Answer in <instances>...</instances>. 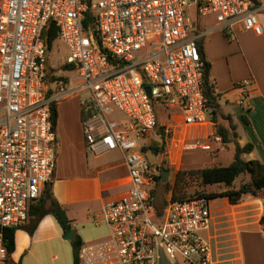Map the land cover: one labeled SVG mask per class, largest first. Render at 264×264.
<instances>
[{"label": "built area", "instance_id": "built-area-1", "mask_svg": "<svg viewBox=\"0 0 264 264\" xmlns=\"http://www.w3.org/2000/svg\"><path fill=\"white\" fill-rule=\"evenodd\" d=\"M192 6L197 16H213L228 34L238 29L263 34L258 13L264 0H0V261L8 258L3 230L26 225L56 168L48 86H56L57 98L79 90L70 81L47 83L42 32L53 22L69 53L66 63L77 67L81 87L91 92L82 102L83 113L96 118L91 124L84 120L87 147L121 149L130 183L122 198L104 205L108 236L84 244L80 264H160L161 250L167 260L212 264L203 236L210 228L209 200L170 197L158 208L152 188L160 172L136 145L158 128L154 102L177 108L188 127L206 120ZM87 12L92 24L86 29ZM250 84L238 86L240 104ZM114 109L125 121L107 116Z\"/></svg>", "mask_w": 264, "mask_h": 264}, {"label": "crops", "instance_id": "crops-1", "mask_svg": "<svg viewBox=\"0 0 264 264\" xmlns=\"http://www.w3.org/2000/svg\"><path fill=\"white\" fill-rule=\"evenodd\" d=\"M261 13L264 14V11L258 14ZM191 22L197 43L202 46L206 60L210 64L219 120L230 130L233 140L228 144L221 143L210 118L206 117L205 122L188 127L183 124L182 115L177 108L163 109L167 111L166 118L176 122L179 136H183L176 141L177 147L181 148L187 143L194 144L195 147L192 149L200 153L199 157H194V164L204 168L214 163L220 164L215 158H218L221 151L232 150L234 159L236 144L244 146L250 143L253 150L249 154H244L243 159L256 160L264 164V20H260L262 35L239 29L228 34L224 29L217 28L213 16L201 17L194 13ZM64 73L67 81L79 90L74 95L57 98L56 86L53 84L48 86L47 95L49 92L51 94L47 97L55 103L58 118L55 127L56 168L46 185L51 187L54 198L72 221L75 236L77 235L83 242L76 226L89 221L99 226L104 222L102 219L104 205L122 198L130 183L124 152L121 149L108 150L100 145L94 150L88 149L82 119L83 101L79 97L86 89L81 87V81L72 84L69 74L72 73L78 78L75 71ZM246 80L251 84L244 103L240 104L241 89H238V86ZM114 111L107 116L113 120L125 121L114 119L112 117ZM88 120L91 124L96 118L90 116ZM152 138L155 140L154 144L162 140L159 121L155 131L136 140L138 149H143ZM192 138L195 140L191 142L189 139ZM139 140L144 141L143 145L138 144ZM218 143L221 146L214 151L213 144ZM239 185L240 181H236L232 187L223 184L216 186H219L220 192L237 188ZM152 189L156 205L157 184ZM170 197L171 194H168L167 199ZM209 211L210 228L203 232V236L210 244L212 264H264V229L260 224L264 214V202L260 197L245 195L237 204H231L225 196L216 197L209 201ZM49 218L51 217L46 216L41 220L33 235L27 233L29 239L25 242H21L15 232V251L20 249L24 252V256L18 260L21 264H24L25 255L33 256V264H45L46 258L53 262L57 260L58 264H67L66 243L71 244L72 240H65L64 233L56 221L57 227L53 221L48 220ZM13 253L9 259L7 258L9 262H12ZM62 256L64 260L59 261ZM0 264L6 262L0 261Z\"/></svg>", "mask_w": 264, "mask_h": 264}, {"label": "trees", "instance_id": "trees-1", "mask_svg": "<svg viewBox=\"0 0 264 264\" xmlns=\"http://www.w3.org/2000/svg\"><path fill=\"white\" fill-rule=\"evenodd\" d=\"M256 4L252 5V8H255ZM84 24L86 29L92 24V16L90 12L86 13ZM42 37L45 40L48 55L51 52L53 44L58 40V28L53 22H49L47 27L42 32ZM198 51L200 58L204 64L202 72V88L203 95L205 99V106L207 108V114L210 120L214 123L215 134L220 139L221 143L228 144L232 142L230 136V130L227 129L219 120L218 112V102L217 96L215 93L214 82L211 79L210 75V64L206 60L205 52L202 46L197 43ZM61 71L63 72H76L77 67L73 64L65 63L61 66ZM56 70L52 69L50 65L48 66V79L47 83H52L55 81L67 82L66 77H54L52 74ZM51 92L48 93V97ZM51 110V120L55 130L57 124V110L56 105L52 101L50 102ZM90 114H82V119L87 120L90 118ZM162 136L161 145L155 144L150 147H143L145 153L152 152L153 154L165 153L166 144L168 142V135L164 132V127L159 129ZM253 150V145L248 143L244 146L236 144L235 146V155L233 161L227 166H213V167H204L200 169H195L189 171L192 175H197L201 183L204 186L212 185H221L223 184L226 187H232L237 180H240V185L236 188H231L225 191L214 192V193H205L201 192L197 195H187L184 189L181 187V180H183L184 171L177 173V179L173 186L167 187L168 192L171 194L172 201H185L193 199L196 197H205L209 201L216 197H227L231 204H237L245 195H251L255 197H260L264 202V164L256 160H244L243 155L249 154ZM163 172V171H162ZM162 172L159 173L156 178L157 183L162 182ZM241 176H243L241 179ZM166 185H168L166 183ZM46 216H51L54 218L58 226L61 228L62 232L65 234L73 230L72 221L68 218L64 208L58 203L54 198L53 192L49 185H45L40 199L34 205L31 206L29 210L28 220L26 225L20 228L14 229H4V245L8 251V259L11 254L15 251V232L19 229L26 231L29 235H33L36 228L43 218ZM260 224L264 229V214L260 219ZM83 242L76 235L75 238L71 241L72 251H73V264H80L79 252L83 246ZM6 260V264H9V260ZM12 264H21V261Z\"/></svg>", "mask_w": 264, "mask_h": 264}, {"label": "rangeland", "instance_id": "rangeland-1", "mask_svg": "<svg viewBox=\"0 0 264 264\" xmlns=\"http://www.w3.org/2000/svg\"><path fill=\"white\" fill-rule=\"evenodd\" d=\"M94 2H97L99 0H93ZM189 17L192 20L194 18V7L189 8ZM259 20H264V14H258ZM67 61H69V53L68 50L65 46V44L60 41L56 40L53 44V47L51 49V52L49 54V65L52 69L56 70L52 74L54 77H64L65 73L61 71V66H63ZM69 76L72 78V84H77L80 82L78 78H76L72 73L69 74ZM80 99L82 101H85L91 97V92L89 90H84L83 92L80 93L79 95ZM155 110L157 112V117L159 121V129L161 126H166L167 132H168V142L166 144V151L165 153H159V154H153L152 152H147L146 157L147 160L150 164L156 165L158 167L159 172L162 171H167V180L165 183L161 182L160 184L157 183V189L155 196L156 197V206L158 208H163L165 205V202H167V196L170 194L167 190V187H171L175 184L176 179H177V173L184 171L183 175V180H181V187L184 189L185 193L187 195H197L198 193L205 192V193H214L218 192L219 186H204L201 183L200 178L197 175H192L189 173V171L195 170V169H200V165H195L194 164V157H199L200 153L196 152L195 149H183L182 146L181 148L177 147L176 141L178 138L183 137L179 136V131H178V126L174 120H168L166 118V110H163L157 104L156 102L153 103ZM113 113V118L114 119H126L125 115L120 112L117 109H114ZM164 117V119H163ZM207 118H209L208 115H206ZM165 124V125H164ZM161 134V132L159 131ZM188 136V134H187ZM162 138V136H161ZM152 138L151 142H149L147 145L144 147H150L154 144ZM191 142L192 140H195L194 138L189 139ZM159 141V140H157ZM144 141L139 140L138 144L141 146L143 145ZM162 140L157 142L158 145H161ZM184 144V143H183ZM182 144V145H183ZM188 144V143H187ZM191 144V143H190ZM194 145V144H191ZM221 144L218 143L213 144V150L215 151L216 148H220ZM231 146L229 145V149ZM232 150L229 152H223L221 151L218 158L216 159V162H220L222 165H228L232 162L233 157ZM181 163V165H180ZM219 163H214V165H208L206 167H212V166H219ZM202 166V165H201ZM243 176H241L238 179H241ZM240 180H237L239 182ZM166 183L168 185H166ZM51 217V216H50ZM48 220L53 221L54 225L57 224L55 223V220L53 217L49 218ZM47 220V221H48ZM77 230L79 233H81L82 240L84 243L88 242H95L102 240L108 236V228L105 224V222H101L99 226H96L94 222H85L83 225L79 224L76 226ZM26 231L19 229L16 231L17 238L21 242H25L29 239V236ZM67 247V264H73V251H72V246L70 242L66 243ZM24 256V252L20 249H16V251L12 255V262H17L20 258ZM169 258V257H168ZM64 260V256L60 258L59 261ZM34 258L33 256H27L25 255L24 259V264H33ZM170 264H191L188 261H184L180 257H177V259L174 261L172 259L168 260ZM10 262L9 264H12ZM58 264V261L56 260L53 262L50 258L45 259V264Z\"/></svg>", "mask_w": 264, "mask_h": 264}, {"label": "water", "instance_id": "water-1", "mask_svg": "<svg viewBox=\"0 0 264 264\" xmlns=\"http://www.w3.org/2000/svg\"><path fill=\"white\" fill-rule=\"evenodd\" d=\"M145 90H146V93H147L148 97L151 98V90H150V88L146 87ZM167 174H168L167 171H163L162 172V182L163 183H165L166 180H167ZM75 234H76V231L73 229L69 233L64 235V239L68 240V241H71V240L74 239ZM160 264H170L168 262V260L166 259V257L164 256L162 250L160 251Z\"/></svg>", "mask_w": 264, "mask_h": 264}]
</instances>
